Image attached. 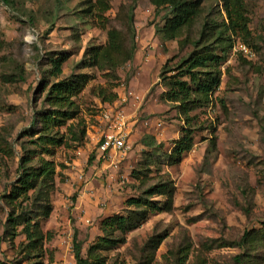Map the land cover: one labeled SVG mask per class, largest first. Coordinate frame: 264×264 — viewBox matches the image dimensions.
<instances>
[{
	"label": "rangeland",
	"instance_id": "obj_1",
	"mask_svg": "<svg viewBox=\"0 0 264 264\" xmlns=\"http://www.w3.org/2000/svg\"><path fill=\"white\" fill-rule=\"evenodd\" d=\"M96 1L13 0L11 6L0 1V143L14 152L11 156L0 151V264H12L25 241L20 235L12 243L4 235L10 210L2 196L17 179L22 143L28 145L29 139L21 135L31 128L35 109L42 108L41 84L48 78L50 59L63 54L69 58L61 79L73 73L90 76L74 99L77 120L70 122L79 135L82 129L86 134L80 135V142L68 135L66 145L45 157L56 169L55 186L48 193L52 213L41 222L46 262L51 257L49 264H77L76 242L87 258L90 246L103 236L105 218L126 215L125 201L171 181V209H163L165 196H154L151 201L158 209H149L137 229L97 258L104 264H264V0H245L253 56L239 51L244 45L239 39L228 38L217 51L224 54L220 87L208 104L187 115L167 97L166 78L196 49L206 20L226 33L221 0H203L199 15L173 39L164 31L169 0H137L133 25L132 0H107L111 9L103 14L105 28L86 13ZM110 31L117 32L121 46L120 53L111 54L118 64L117 78L97 65H86L94 48L107 46ZM133 39L136 51L127 59ZM211 43L213 39L205 42ZM17 68L25 70L26 80L6 83L4 76ZM129 92L144 96L142 104L130 100L126 108L130 149L124 156H101L103 114ZM115 93L116 101H103L104 95ZM185 135H190L191 149L178 162L170 160ZM151 139L157 146H146ZM90 172L106 204L95 206L94 214H77L78 192L91 179ZM30 196L27 208L35 200L34 193ZM247 231H254L249 243L238 246Z\"/></svg>",
	"mask_w": 264,
	"mask_h": 264
},
{
	"label": "trees",
	"instance_id": "obj_2",
	"mask_svg": "<svg viewBox=\"0 0 264 264\" xmlns=\"http://www.w3.org/2000/svg\"><path fill=\"white\" fill-rule=\"evenodd\" d=\"M0 1L7 6H11L13 3V0ZM132 1L130 24L133 25L137 0ZM221 2L228 20L226 33L217 28L214 22L206 20L199 41L194 43L196 49L187 59L181 61L175 70H172L171 73L174 74L166 78L168 81L166 85L169 89L167 97L172 102L179 103L186 115L196 107L208 104L212 92L221 85L219 64L223 60L224 54L221 56L217 53L219 47L224 42L230 41L228 38L235 37L251 48L248 46L252 32L246 1L221 0ZM168 3L170 14L166 18L164 31L173 39L199 15L203 0H169ZM110 9V3L107 0H97L90 3L86 13L96 18L98 23L105 28L103 14ZM211 39H213V43L205 44ZM120 51L118 34L116 31H110L107 46L94 48L86 65H97L102 71H107L109 77L117 78L118 64L116 65L112 61L111 54H117ZM135 51L136 44L133 39L127 59H131ZM68 58V55L63 54L50 59L49 75L46 76L48 78H44L41 84V94L44 97L42 108L35 109L31 128L21 135V137L29 139L28 145L22 143L23 154L18 164L17 179L2 196V200L10 210L3 225L4 235L12 243L20 235L25 237V241L19 245L18 258L12 264L52 263L51 257L49 262H46L47 252L44 245L47 237L42 230L41 222L48 220L52 213L48 193L54 189L56 169L55 164L46 160L45 157L53 156L56 149L66 145L68 135H72L71 139L74 142H80L81 136L86 134L82 129L79 131L80 136L75 131V124H70V122L77 120L78 110L74 99L83 92L90 76L73 73L69 77L61 79L63 67ZM25 73L23 68H17L14 74L4 76L3 79L6 83H21L26 80ZM163 79L165 82L164 76ZM118 97L117 93L110 97L104 95L103 101L114 102ZM187 120L188 124L192 121L189 118ZM188 133H192V131H188ZM187 136L185 135L176 144L169 157L170 160L178 162L182 155L191 149L190 135L189 138ZM151 141V143H146L147 147L157 146L155 140L151 139ZM157 148L159 149L161 146L159 145ZM0 151L6 155L14 154L13 148L7 143H0ZM31 193H34L35 200L33 207L27 208L25 204L31 200ZM154 196H165L166 202L163 209L169 211L173 206L174 186L172 182L162 181L148 188L143 197L125 201L126 215L113 213L105 218L101 222L103 236L98 237L96 242L90 246L87 258L82 254V245L76 242L74 257L77 264H104V259L97 258V255L122 243V236L137 229L149 209H158V206L151 201ZM253 233L254 231L245 232L243 239L237 245L247 246ZM93 256L95 259L91 261L90 258Z\"/></svg>",
	"mask_w": 264,
	"mask_h": 264
},
{
	"label": "built area",
	"instance_id": "obj_3",
	"mask_svg": "<svg viewBox=\"0 0 264 264\" xmlns=\"http://www.w3.org/2000/svg\"><path fill=\"white\" fill-rule=\"evenodd\" d=\"M239 51L246 56H253L251 50L246 45H239ZM135 105L142 104L144 96L129 92L128 96L124 95L114 104L108 105V110L104 112L103 119L105 123V131L99 144V154L108 156L110 159L118 156H124L130 149L129 142L131 140V119L126 111L129 101ZM114 165V163L112 162ZM89 223V220H86Z\"/></svg>",
	"mask_w": 264,
	"mask_h": 264
},
{
	"label": "crops",
	"instance_id": "obj_4",
	"mask_svg": "<svg viewBox=\"0 0 264 264\" xmlns=\"http://www.w3.org/2000/svg\"><path fill=\"white\" fill-rule=\"evenodd\" d=\"M113 169H110L112 171ZM89 178L87 179L86 185L83 187L81 191L78 192L79 198L76 204L75 211L79 214L81 211H86L88 214H94L96 211L95 206L97 205H105L106 201L104 196L100 193V185L98 182L92 177L93 172H90ZM112 176V175H111ZM113 177V176H112Z\"/></svg>",
	"mask_w": 264,
	"mask_h": 264
}]
</instances>
